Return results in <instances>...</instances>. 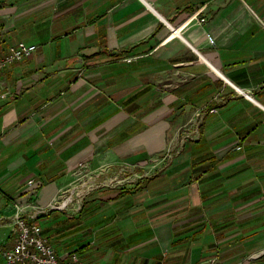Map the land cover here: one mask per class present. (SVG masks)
Listing matches in <instances>:
<instances>
[{
    "label": "crops",
    "instance_id": "1",
    "mask_svg": "<svg viewBox=\"0 0 264 264\" xmlns=\"http://www.w3.org/2000/svg\"><path fill=\"white\" fill-rule=\"evenodd\" d=\"M0 28L38 45L0 71V264L16 201L84 264H264V0H0ZM112 163L136 181L50 208Z\"/></svg>",
    "mask_w": 264,
    "mask_h": 264
},
{
    "label": "built area",
    "instance_id": "2",
    "mask_svg": "<svg viewBox=\"0 0 264 264\" xmlns=\"http://www.w3.org/2000/svg\"><path fill=\"white\" fill-rule=\"evenodd\" d=\"M201 22L205 21V17L200 18ZM2 28H0V34ZM213 40L212 36H209ZM2 43V38L0 35V45ZM38 45L34 42H28L26 40H18L9 45L5 53L0 54V71L4 68L10 66L15 61L21 60L26 56L31 55L36 51ZM86 64H81L78 67L79 74L84 72ZM2 86H0V97L2 96ZM217 108L212 106H201L195 111L193 118L188 122L184 123L181 127L182 138L184 140H194L197 139L201 133V125L205 116L211 112L215 111ZM174 151V145L168 144L166 151L163 154H156L152 157L151 162L146 164L147 170L144 174H139L137 178H146L157 173V166L160 162H166L167 158L172 155ZM171 158V157H170ZM169 158V159H170ZM122 164V163H121ZM84 167V166H83ZM102 168L85 170V178L77 184L73 190L69 191L67 196H62L64 194L60 193L55 199V202L50 204V208L53 207H65L70 203L74 202L73 195L75 194L77 198H82L87 192L93 189L99 188L102 185H106L107 182L104 178L108 175L107 172L109 168H104L105 172L101 170ZM125 171L124 169H121ZM113 183H123V182H134L136 181L133 173L124 174L119 176H112ZM30 180V184H32ZM79 189V190H78ZM37 191H34L35 193ZM13 218L16 224V235L17 239L12 247L5 250L4 255L7 264H84L81 256L72 251L69 253L68 257H63L57 247L51 242L50 238L43 232L42 224L36 221L37 217L46 213V209L41 207H36L34 205V210L28 212L25 210L24 202L16 201L14 204ZM202 264H222L220 260V255L215 254L206 257Z\"/></svg>",
    "mask_w": 264,
    "mask_h": 264
},
{
    "label": "rangeland",
    "instance_id": "3",
    "mask_svg": "<svg viewBox=\"0 0 264 264\" xmlns=\"http://www.w3.org/2000/svg\"><path fill=\"white\" fill-rule=\"evenodd\" d=\"M113 165H116V163H112V164H102L99 168H102L101 170L102 171H104L105 169L104 168H111ZM147 169H145V171H146ZM105 172V171H104ZM81 175V174H80ZM112 176L113 175H106L105 177L106 178H104L105 180H106V182H107V184H112L113 183V178H112ZM81 177L83 178V177H85V175L84 174H82L81 175Z\"/></svg>",
    "mask_w": 264,
    "mask_h": 264
}]
</instances>
